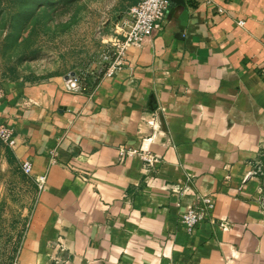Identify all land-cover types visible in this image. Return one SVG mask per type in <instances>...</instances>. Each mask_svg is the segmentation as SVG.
Returning <instances> with one entry per match:
<instances>
[{
    "label": "crops",
    "instance_id": "obj_1",
    "mask_svg": "<svg viewBox=\"0 0 264 264\" xmlns=\"http://www.w3.org/2000/svg\"><path fill=\"white\" fill-rule=\"evenodd\" d=\"M215 3L172 5L89 95L66 91L67 74L2 86L15 159L47 175L22 264H264V0ZM201 195L216 223L189 232Z\"/></svg>",
    "mask_w": 264,
    "mask_h": 264
},
{
    "label": "rangeland",
    "instance_id": "obj_2",
    "mask_svg": "<svg viewBox=\"0 0 264 264\" xmlns=\"http://www.w3.org/2000/svg\"><path fill=\"white\" fill-rule=\"evenodd\" d=\"M132 0H0V86L80 72L116 35ZM38 187L0 138V264H10Z\"/></svg>",
    "mask_w": 264,
    "mask_h": 264
},
{
    "label": "built area",
    "instance_id": "obj_3",
    "mask_svg": "<svg viewBox=\"0 0 264 264\" xmlns=\"http://www.w3.org/2000/svg\"><path fill=\"white\" fill-rule=\"evenodd\" d=\"M194 2L196 5L212 6L215 0H186ZM172 6L171 0H132L127 12L117 27L116 35L105 42L95 60L84 70L70 72L65 79V90L76 94L89 95L105 77H116L127 70L128 53L133 47L144 46L150 37L157 31L161 32L165 28V22ZM218 13L225 14L222 7H218ZM241 26L245 21H240ZM133 81V80H132ZM6 94L5 88L0 86V102ZM0 138L13 150L18 146L19 134L16 129L6 124L0 116ZM140 154L145 163L146 170H151L160 162L156 155L150 152H139L135 149L122 148V155L130 156ZM22 170L33 176V163L25 160L21 163ZM34 181L40 191L46 188L47 175L34 177ZM215 201L209 195L199 196L197 202L182 212L181 221L189 232L204 221L216 223L213 216ZM10 264H22L20 253L17 252ZM167 264H176L170 260Z\"/></svg>",
    "mask_w": 264,
    "mask_h": 264
},
{
    "label": "water",
    "instance_id": "obj_4",
    "mask_svg": "<svg viewBox=\"0 0 264 264\" xmlns=\"http://www.w3.org/2000/svg\"><path fill=\"white\" fill-rule=\"evenodd\" d=\"M173 6H184L187 7V2L186 0H171ZM75 72H72V75H74ZM67 78V76H66Z\"/></svg>",
    "mask_w": 264,
    "mask_h": 264
},
{
    "label": "trees",
    "instance_id": "obj_5",
    "mask_svg": "<svg viewBox=\"0 0 264 264\" xmlns=\"http://www.w3.org/2000/svg\"><path fill=\"white\" fill-rule=\"evenodd\" d=\"M189 5L196 6V4L194 2H189Z\"/></svg>",
    "mask_w": 264,
    "mask_h": 264
}]
</instances>
